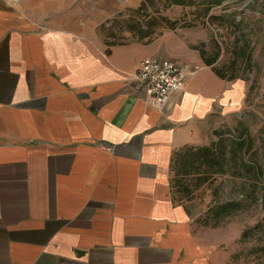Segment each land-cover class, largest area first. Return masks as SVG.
Wrapping results in <instances>:
<instances>
[{
	"label": "crops",
	"instance_id": "0c3cea01",
	"mask_svg": "<svg viewBox=\"0 0 264 264\" xmlns=\"http://www.w3.org/2000/svg\"><path fill=\"white\" fill-rule=\"evenodd\" d=\"M140 1L36 18L0 0V264H226L229 231L174 198L170 163L206 142L214 115L240 110L248 83L180 38L104 36ZM148 57L187 73L159 105L135 78Z\"/></svg>",
	"mask_w": 264,
	"mask_h": 264
},
{
	"label": "rangeland",
	"instance_id": "374dc122",
	"mask_svg": "<svg viewBox=\"0 0 264 264\" xmlns=\"http://www.w3.org/2000/svg\"><path fill=\"white\" fill-rule=\"evenodd\" d=\"M14 7L31 17H45L58 10L70 9L82 0H8ZM126 3L128 0H123ZM189 5L168 0H141L138 5L126 4V8L111 24L102 29L113 41H144L152 43L173 39L186 41L190 49L209 57L212 66L229 62L230 49L235 37L247 36L252 52V69L240 62L239 76L248 83L244 105L240 110L214 115L212 127L205 143L218 139L216 131L229 130L242 120L255 138L256 146H264V0H221L211 4L207 0H193ZM238 23V29L232 24ZM205 62V61H204ZM206 63V62H205ZM235 80V79H234ZM229 81V80H227ZM232 81V80H231ZM254 87L250 89L251 85ZM232 105H239L233 104ZM231 133H227L230 136ZM174 177V172L170 173ZM193 175L185 178L188 193H176L177 200L193 198L207 212L217 202L242 196L244 180L231 173L196 186ZM264 217V202L258 200L233 212L219 225L229 231V241L222 247L227 253L226 264H264V239L258 237L243 240L242 232L253 227ZM200 225H203L199 223ZM213 224V222H211ZM242 231V232H241Z\"/></svg>",
	"mask_w": 264,
	"mask_h": 264
},
{
	"label": "trees",
	"instance_id": "16d2710c",
	"mask_svg": "<svg viewBox=\"0 0 264 264\" xmlns=\"http://www.w3.org/2000/svg\"><path fill=\"white\" fill-rule=\"evenodd\" d=\"M172 3L189 5L193 0H168ZM221 0H207L211 4H219ZM232 24L238 29V23L232 21ZM230 60L228 63L213 67L216 74L222 79L234 80L242 78L239 76L237 68L242 61L245 68L252 69V52L250 42L246 35L243 37H235L230 49ZM204 61L208 65H212L209 57H205ZM254 87L251 85L250 89ZM227 133H231L227 136ZM218 139L211 143L200 145H184L176 149L171 158L170 183L174 198L178 192L188 193L189 184L185 178L193 175L196 186L204 184L217 175H225L231 173L244 180L242 182V196L231 198L223 202H217L209 208L207 212L198 219V222L204 226H219L227 216L233 212L247 207L251 203L258 200L264 202V146H256L255 138L244 125L242 120L238 121V125L234 130L216 131ZM194 200L188 198L180 201ZM213 222V224H211ZM258 237V240L264 239V217L258 221L253 227L246 228L242 232V239H250ZM264 249V245L260 246Z\"/></svg>",
	"mask_w": 264,
	"mask_h": 264
},
{
	"label": "built area",
	"instance_id": "2783aa9c",
	"mask_svg": "<svg viewBox=\"0 0 264 264\" xmlns=\"http://www.w3.org/2000/svg\"><path fill=\"white\" fill-rule=\"evenodd\" d=\"M186 75L185 69L171 59L148 57L140 61L135 78L149 94L151 102L159 105L171 93L184 87Z\"/></svg>",
	"mask_w": 264,
	"mask_h": 264
}]
</instances>
